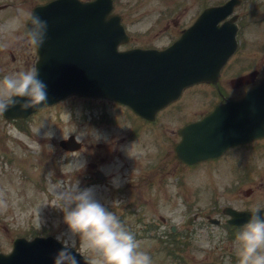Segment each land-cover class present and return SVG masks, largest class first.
<instances>
[{"label": "rangeland", "instance_id": "1", "mask_svg": "<svg viewBox=\"0 0 264 264\" xmlns=\"http://www.w3.org/2000/svg\"><path fill=\"white\" fill-rule=\"evenodd\" d=\"M43 1L0 0L1 4L7 3L5 21L0 23L5 31L0 35H5L7 45L5 51H0V69L4 74L34 65V46L28 38L23 37L21 31L27 20L26 13ZM212 1L115 0V11L122 15L131 35L130 45L152 44L161 47L190 24L201 4ZM248 8L247 13L239 8V13L245 15L244 21L247 20L244 36L254 43L261 42L262 46L260 52L258 48L247 52L248 62H253L258 58V53L261 58L264 56V4L255 13H251V6ZM5 10H0V15ZM239 65H242V60ZM202 108L199 107V110ZM121 110L114 102L69 96L39 109L23 121H9L0 116L1 251L9 250L11 240L16 236L31 237L47 233L69 235L63 212L54 205L56 199L51 181L66 184L75 178L81 187H87V181H91L90 186L94 188L97 198L106 204L113 202L111 196L101 193L106 191L97 186L106 183H94L90 164L94 162L116 184L113 173L118 176L124 173L116 157L122 148L125 150L128 144H133L130 142L136 141L142 153L158 151L163 143L154 141L153 130L142 123L137 126V138L130 140V120ZM183 110L191 116L194 105L189 107L187 104ZM37 127L39 131L36 133ZM68 131L83 143L78 151H65L59 146V140ZM49 132L51 135L45 134ZM163 135L175 138L169 130H165ZM123 139H127V144L122 142ZM166 146L170 148V139H167ZM136 154L140 152L132 151L133 161L137 164L134 174H140L144 181L146 178H162V193L154 195L150 191L142 196L138 195L141 191L135 189L133 192L138 196L130 198L132 207L121 208L114 204L110 207L136 234L141 247L152 256L153 264H169L171 259L175 264H236L232 257L235 240L229 239L222 227L211 225L206 218L220 217L226 205L241 208L264 201V157L254 154L242 161L247 164L252 161L254 166L242 167L238 152L231 151L220 162H206L189 168L180 165L168 153L162 157L161 164L150 171L145 170L148 163L146 157L143 171L142 168L137 169L142 162H136ZM74 163H82L83 167L73 173ZM238 163L242 167V176L235 172ZM245 169L246 173L243 174ZM249 189L250 194L246 192ZM172 224L176 227L174 232L170 228ZM177 238L181 240L177 250L162 243L164 239L173 243ZM73 239L85 254L90 257L94 255L90 250L78 246V237Z\"/></svg>", "mask_w": 264, "mask_h": 264}, {"label": "water", "instance_id": "2", "mask_svg": "<svg viewBox=\"0 0 264 264\" xmlns=\"http://www.w3.org/2000/svg\"><path fill=\"white\" fill-rule=\"evenodd\" d=\"M110 8L111 3L106 0H93L90 4H81L79 0H53L34 8L35 13L48 21L47 38L37 48L39 60L36 65L47 84L46 102L70 92L98 95L105 91L102 95L126 101L138 99L141 103L140 100L144 102L147 98L146 87L151 90V85L166 80V77L158 79L147 72L156 68L168 73L166 63H172L174 59L170 51H117L118 43L126 39V35L118 17L108 15ZM165 97L159 105L167 100ZM246 101L252 103L253 108L261 107L264 113V85L248 92ZM38 106L21 109L17 105L11 112L26 115ZM5 113L9 115L10 112ZM20 245L9 255L0 254V262L52 264V254L62 246L51 237ZM80 264L86 262L81 259Z\"/></svg>", "mask_w": 264, "mask_h": 264}, {"label": "clouds", "instance_id": "3", "mask_svg": "<svg viewBox=\"0 0 264 264\" xmlns=\"http://www.w3.org/2000/svg\"><path fill=\"white\" fill-rule=\"evenodd\" d=\"M92 2L80 0L81 4ZM26 16L24 35L38 48L47 38L48 21L33 10ZM47 97V84L35 65L0 75V115L17 105L28 109L46 104ZM35 131L37 133L39 127ZM71 131L66 135L62 133L64 138ZM45 134L51 135L50 132ZM82 167V163H74L72 172ZM51 183L56 199L54 205L62 210L69 231L67 237L59 234L55 237L62 246L52 254V264H80L74 237L79 238L81 248L94 253L89 264H153L152 256L141 247L136 234L117 212L97 198L93 187H81L75 178L66 184ZM234 240L236 264H264V206H251Z\"/></svg>", "mask_w": 264, "mask_h": 264}, {"label": "flooded vegetation", "instance_id": "4", "mask_svg": "<svg viewBox=\"0 0 264 264\" xmlns=\"http://www.w3.org/2000/svg\"><path fill=\"white\" fill-rule=\"evenodd\" d=\"M228 82H230V81H228ZM231 89H233V90H236V89H240V86L239 87H236V88H231ZM223 96H226V94L223 92V93H220V99H222V97ZM229 96H232V97H238L239 96V93H234V94H232V95H229ZM207 95H204V97L203 98H206L207 99ZM212 104H214V98L213 97H209L206 101H205V107L204 108H208V107H210ZM206 111H208V110H206ZM206 111H204L203 113H205ZM201 114L202 116L204 115V114ZM206 114V113H205Z\"/></svg>", "mask_w": 264, "mask_h": 264}]
</instances>
